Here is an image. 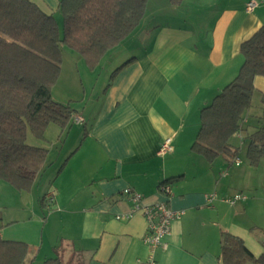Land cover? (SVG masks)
Listing matches in <instances>:
<instances>
[{"label": "crops", "instance_id": "obj_1", "mask_svg": "<svg viewBox=\"0 0 264 264\" xmlns=\"http://www.w3.org/2000/svg\"><path fill=\"white\" fill-rule=\"evenodd\" d=\"M34 1L59 12L61 0ZM251 1L257 6L250 11ZM262 25L264 0H184L179 5L149 0L140 24L94 70L79 53L69 60L63 56L62 71L85 74L79 87L67 82L64 91L78 95L69 100H78L76 117L84 121L74 124L88 131L77 146L63 145L61 184L48 192V198L54 196L48 209L55 205L54 212L62 214V230L54 237L50 233L44 250V242L10 234L7 227L19 220L0 211V236L30 245L26 264H43L61 239L65 260L73 250L84 249L95 252L89 264H145L149 248L143 212L116 218L131 211L130 197L124 194L131 188L145 204L165 202L172 210L185 211L173 221L167 247L157 250V264H223V231L242 237L259 256L264 251V159L258 165H245L240 155V164L224 156L210 162L192 145L202 108L238 74L244 60L241 45ZM254 86L252 107L241 131L230 139L245 153L248 144L242 138L264 123V76H256ZM55 127L48 128L54 135ZM71 133L69 128L63 132L66 140ZM167 138L173 149L161 155ZM165 181L170 192L161 188ZM247 190L252 199L223 201ZM212 193L218 197L208 202Z\"/></svg>", "mask_w": 264, "mask_h": 264}, {"label": "trees", "instance_id": "obj_2", "mask_svg": "<svg viewBox=\"0 0 264 264\" xmlns=\"http://www.w3.org/2000/svg\"><path fill=\"white\" fill-rule=\"evenodd\" d=\"M148 1L61 0V29L55 13L37 1L0 0V180L30 191L49 149L31 144L29 131L44 139L50 126L65 131L77 122L71 101L52 98L61 74L63 46L79 53L94 70L140 24ZM183 1L169 0L172 5ZM241 53L244 60L238 74L200 112L192 151L210 162L224 156L233 164L240 155L230 139L241 131L244 114L252 107L255 77L264 76V25L242 43ZM262 103L264 108V95ZM247 138L246 157L251 165H258L264 159V123ZM65 250L61 239L43 264H89L95 254L73 250L65 260ZM29 252L27 242L0 236V264H26ZM220 258L223 264H264V251L257 256L242 237L223 231Z\"/></svg>", "mask_w": 264, "mask_h": 264}, {"label": "rangeland", "instance_id": "obj_3", "mask_svg": "<svg viewBox=\"0 0 264 264\" xmlns=\"http://www.w3.org/2000/svg\"><path fill=\"white\" fill-rule=\"evenodd\" d=\"M55 16L60 24V28L63 29V19L61 12L55 13ZM132 40L133 38L129 41L131 42ZM72 54L79 55L76 51L63 46L64 58H66L67 60H69L70 58L72 59V57H74ZM84 76L85 74L82 73L81 70H79V73L78 71H67L65 70V68L63 71L61 70L59 80L52 89V98L61 103L70 102V98H77L78 95L67 96L65 94V85L67 84V82H70L73 84H77L79 87V84H81V79L83 80ZM85 85H89V83L85 82L84 86ZM71 102L73 104V108H76L77 105H79L78 100H72ZM55 128L58 129V134H52V130L50 128V130H47L46 137L44 139H37L35 136H33L31 131H29L28 133V141L31 144L43 146L49 149L44 168L39 174L36 183L30 191H19L8 182L0 180V211H5L8 215L18 218L19 220L16 224L8 226V231H12L13 233L10 234H14L15 237L23 236L31 243L37 242L41 244V242H44V250L46 249V246L48 244V237L50 233L52 234L53 232L54 237V234L56 235V233L61 232L63 227V224L61 222L62 214L54 212L55 205L51 206V210L48 209V200L49 202L54 201H51L50 198H48V192L51 191V189L57 190L56 187L61 184L62 176L60 172L62 170V166L65 164L64 161L66 160V157L63 156L65 148L67 149L71 145L77 146L79 142L83 140L86 132L88 131L87 128L84 127V125L72 124L69 128L70 131L72 130L71 137L66 140L67 134L64 136V131H62L58 127ZM77 134H80L79 138ZM249 134L250 133L245 134L241 140L243 143H246V145L248 144L247 136ZM63 145H65V148H63ZM240 153L241 154L239 158L245 165H248L249 162L247 160L245 150H240ZM233 163L235 164V162ZM252 181L255 183L253 184V186H258V180L253 179ZM8 189H11V191ZM243 194H245L249 199H252L253 194L248 190ZM254 196H256L257 199L258 195L255 194ZM2 206H5L6 209H2ZM5 238L10 239L12 237ZM44 254H46V252L42 251L39 259L42 260L45 257ZM37 264L42 263L41 261L40 263L37 261Z\"/></svg>", "mask_w": 264, "mask_h": 264}, {"label": "built area", "instance_id": "obj_4", "mask_svg": "<svg viewBox=\"0 0 264 264\" xmlns=\"http://www.w3.org/2000/svg\"><path fill=\"white\" fill-rule=\"evenodd\" d=\"M257 6L256 1H251L248 4V10H253ZM78 123L84 121L81 117L75 119ZM172 139L167 138L160 147L159 153L165 155L171 152ZM236 164H240L239 158L235 159ZM164 192H170V186L162 184L161 186ZM124 194L130 197L132 202L131 211L125 214H118L117 219H129L135 212L142 211L147 220V230L144 235V242L149 248V255L145 264H157L156 252L159 248H166V238L171 233V227L174 220L181 218L184 214V210H172L165 202L156 204H145L143 196L131 188H126ZM218 197L217 193L209 194L207 197L208 202H212ZM51 201L54 200V196L49 197ZM248 197L245 194L238 193L234 196L223 197V201L236 204L239 201L246 200Z\"/></svg>", "mask_w": 264, "mask_h": 264}]
</instances>
